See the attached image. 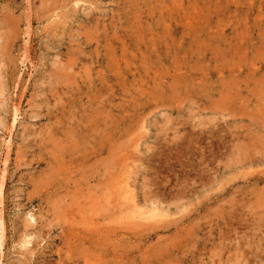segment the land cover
Masks as SVG:
<instances>
[{"label":"rangeland","instance_id":"374dc122","mask_svg":"<svg viewBox=\"0 0 264 264\" xmlns=\"http://www.w3.org/2000/svg\"><path fill=\"white\" fill-rule=\"evenodd\" d=\"M0 219V264H264V0H0Z\"/></svg>","mask_w":264,"mask_h":264},{"label":"bare ground","instance_id":"6f19581e","mask_svg":"<svg viewBox=\"0 0 264 264\" xmlns=\"http://www.w3.org/2000/svg\"><path fill=\"white\" fill-rule=\"evenodd\" d=\"M116 82H117V81H116ZM0 222H2L1 219H0ZM0 225H1V224H0ZM1 227H2V225H1ZM2 229H3V227H2ZM85 260H86V259H85ZM76 263H77V262H76ZM86 264H87V263H86Z\"/></svg>","mask_w":264,"mask_h":264}]
</instances>
